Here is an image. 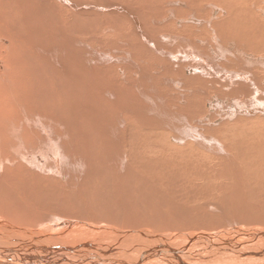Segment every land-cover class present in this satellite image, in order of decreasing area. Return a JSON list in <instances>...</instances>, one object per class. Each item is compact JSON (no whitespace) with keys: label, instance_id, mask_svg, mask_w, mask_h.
Returning <instances> with one entry per match:
<instances>
[{"label":"bare ground","instance_id":"6f19581e","mask_svg":"<svg viewBox=\"0 0 264 264\" xmlns=\"http://www.w3.org/2000/svg\"><path fill=\"white\" fill-rule=\"evenodd\" d=\"M210 1L230 12V17L221 23L223 28L244 38L241 40H246L254 51L264 52V0H198L190 6L198 12L205 11V3ZM39 2L0 0V203L11 206L0 214V264H264V130L238 135L239 128L231 126L235 135L228 133L223 137L229 149L216 161L213 156L186 151L173 157L169 152H160L155 141H140L130 151L131 163L124 170L111 151H120L119 146L107 152L109 147L104 145L73 147L69 138H56L52 132L54 95H42L38 83L39 53L45 54L44 60L54 62L55 26L52 20L48 27L42 26ZM197 17L202 21L203 17ZM44 64L48 65L46 74L53 71L54 63ZM240 76L237 80L250 82L246 74ZM37 116L46 119L45 126L39 128L40 122L35 123ZM242 122L249 125L248 119L242 118ZM140 178L145 179V188L155 182L174 189L163 198L154 192L145 195ZM58 192L63 196L58 197ZM76 193L80 198H92L106 205L126 201L128 196L131 203L156 208L161 214L168 204L174 205L178 210L182 207L195 213L197 221L187 228L165 226L164 230L170 233L157 236L142 225L123 223L117 229L105 224L111 221L104 220L63 222L66 218H83L66 212L56 213L64 217L55 216L51 224L43 222L53 215L48 212H59L60 204L68 203ZM168 209L173 212L171 207ZM35 210L42 213H34Z\"/></svg>","mask_w":264,"mask_h":264},{"label":"rangeland","instance_id":"374dc122","mask_svg":"<svg viewBox=\"0 0 264 264\" xmlns=\"http://www.w3.org/2000/svg\"><path fill=\"white\" fill-rule=\"evenodd\" d=\"M192 2L198 3V0L191 2L190 0H40L42 11L40 23L48 27L49 20H52L55 26L54 62L50 59L44 60L45 54L41 51L40 74H38L40 93L44 95L50 92L51 97L54 95L52 97V130L54 131L52 132L55 137L69 138V141H72L69 144L73 147L104 145L109 147L107 152L119 146L120 151L119 149L111 151L115 152L117 163L124 170L131 163L130 151H133L140 141H155L160 152H169L173 157L178 152L186 151L188 154L213 156L216 161L229 149L223 142V137L228 133L235 135L231 126L239 128L238 135L262 132L264 130V66H262L264 52L254 51L245 42L246 40H241L242 37L223 28L221 23L230 17L229 10L220 8L218 4L210 1L205 3L203 8L205 11L198 12L194 6H190ZM48 10L52 11L47 12ZM197 15L203 17L202 21ZM46 30L49 32V29ZM260 58L262 61H259ZM44 63H54L53 71L46 74L48 65ZM241 74L242 76L246 74L250 82L237 80ZM176 82L182 87L180 85L178 87ZM248 89L249 91L252 89V92L249 93ZM182 101L184 104L181 103ZM37 117L39 119L35 123L40 122L39 128L45 126L46 119ZM242 118L248 119L249 125L245 126ZM80 124L82 126H78ZM201 134L205 136L204 139ZM152 160L150 156V161ZM140 181L145 195L154 192L153 195L163 198L174 189L169 185L162 186L155 182L149 186L150 188H145V179L140 178ZM56 195L63 196L61 192ZM69 198L68 203L60 204L59 212L55 210L48 212L53 215L43 222L51 224L54 218L64 217L55 215L56 213L66 212L83 218L65 217L63 222L104 220L111 221L103 223L115 226L117 229H120L123 223L138 227L142 225L141 227L147 228L157 236L164 234L163 232L170 233L169 230H164L165 226L187 228L197 221L195 213L191 214L193 212L190 213L182 207L178 210L176 206L168 204V207L165 205L164 214H161L156 208L131 203L128 196L125 198L126 201L118 200L114 204L107 205L92 198L89 201L85 197L80 198L77 193ZM40 206L45 211L44 205ZM6 207L11 206L0 203L1 215ZM169 207L173 212L169 211ZM34 213L42 212L35 210ZM212 213L215 214L214 211ZM122 235L129 236L126 233Z\"/></svg>","mask_w":264,"mask_h":264}]
</instances>
